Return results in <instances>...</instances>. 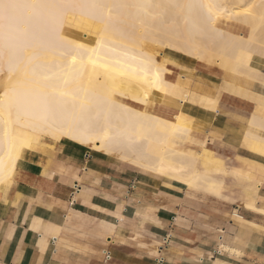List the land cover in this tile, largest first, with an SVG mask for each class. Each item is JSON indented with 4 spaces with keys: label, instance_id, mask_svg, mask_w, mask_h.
Wrapping results in <instances>:
<instances>
[{
    "label": "bare ground",
    "instance_id": "1",
    "mask_svg": "<svg viewBox=\"0 0 264 264\" xmlns=\"http://www.w3.org/2000/svg\"><path fill=\"white\" fill-rule=\"evenodd\" d=\"M222 17L248 34L220 26ZM263 21L264 0H0V187L48 136L210 190L220 167L198 166L202 153L187 144L205 140L194 136L264 142V94L249 92L264 90ZM145 38L224 67L232 92L262 113L247 124L221 116L215 100L167 79L175 60L157 59Z\"/></svg>",
    "mask_w": 264,
    "mask_h": 264
},
{
    "label": "crops",
    "instance_id": "2",
    "mask_svg": "<svg viewBox=\"0 0 264 264\" xmlns=\"http://www.w3.org/2000/svg\"><path fill=\"white\" fill-rule=\"evenodd\" d=\"M171 55L168 80L215 100L221 116L247 124L262 113L261 104L232 92L224 70ZM257 85L249 92L264 94ZM154 113L174 118L169 110ZM194 138L205 140L187 144L202 153L198 166L220 167L210 190L141 172L69 139L28 152L0 187V264H261L264 142ZM74 182L80 189L71 200Z\"/></svg>",
    "mask_w": 264,
    "mask_h": 264
},
{
    "label": "rangeland",
    "instance_id": "3",
    "mask_svg": "<svg viewBox=\"0 0 264 264\" xmlns=\"http://www.w3.org/2000/svg\"><path fill=\"white\" fill-rule=\"evenodd\" d=\"M254 4H256V3H254ZM218 24L220 26L221 25L222 26L229 25L230 28L232 29L231 32H233L235 34L241 33V31H242V34L244 36L248 34V31H247L248 26L247 25H244L243 23H241V22H239L237 20H234V19H231V18L222 17V18L219 19ZM262 24H261V29L259 28V30H257V32H259V38L262 39V40H264V23H262ZM239 25L240 26H244V28L246 30H239L238 29V26ZM262 26H263V28H262ZM261 31H262V33H261ZM201 38H200V41L202 43L204 42L205 45L206 44L208 45V43H209L208 46H212L214 48L213 45H215V44L211 43V41H209V40H205L204 38H202V39ZM142 43H143V47H144L145 50H147L148 52L154 54L157 57V59L159 58V60H161V61L163 60V57H166V58L175 60V57L172 56L171 54H176V55L182 56L183 58L190 59V60L194 61L196 63V65L198 67L202 68V69H210V70L215 71V72L216 71H223L225 69L224 67L219 66L216 63H213V62L212 63L205 62L204 60H200V59H198L196 57L189 56L186 53H184L183 51H181L180 49H176V48L169 47V46H167L166 43L164 45L163 42L162 43H160V42H154V41L150 40L149 38L148 39L145 38ZM216 46H217V44H216ZM216 46H215V48L218 49L217 48L218 46L217 47ZM249 51L250 50H247V52L244 53V54H246L245 56H247V54L249 55V53H250ZM206 64H208L209 66L207 67ZM211 64H213V65H211ZM184 93H186V97H189V94L187 92H184ZM134 107L137 108V109H141V106H139V105L138 106H134ZM155 109H156V107L153 104H152V106L150 105V111L154 112ZM53 141L54 140L51 139L50 137L45 136V137L42 138V143L39 146H49L48 143H51Z\"/></svg>",
    "mask_w": 264,
    "mask_h": 264
},
{
    "label": "built area",
    "instance_id": "4",
    "mask_svg": "<svg viewBox=\"0 0 264 264\" xmlns=\"http://www.w3.org/2000/svg\"><path fill=\"white\" fill-rule=\"evenodd\" d=\"M79 189H80V186L77 184V182H74L73 185H72L71 200H73V196L79 191ZM167 239H168L167 236H165L163 238L162 243H161V245L159 246V249H158L159 251L167 243ZM103 254H104V260H108L109 257H110L109 251L105 249L103 251ZM158 261H161V258H158Z\"/></svg>",
    "mask_w": 264,
    "mask_h": 264
},
{
    "label": "snow or ice",
    "instance_id": "5",
    "mask_svg": "<svg viewBox=\"0 0 264 264\" xmlns=\"http://www.w3.org/2000/svg\"><path fill=\"white\" fill-rule=\"evenodd\" d=\"M261 264H264V261H261Z\"/></svg>",
    "mask_w": 264,
    "mask_h": 264
}]
</instances>
